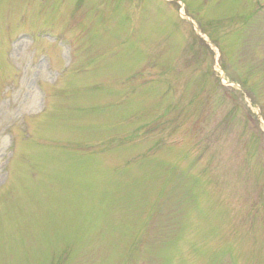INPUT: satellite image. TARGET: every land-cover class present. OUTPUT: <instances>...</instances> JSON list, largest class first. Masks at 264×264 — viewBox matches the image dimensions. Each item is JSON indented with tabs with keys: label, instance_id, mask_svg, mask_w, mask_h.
I'll list each match as a JSON object with an SVG mask.
<instances>
[{
	"label": "rangeland",
	"instance_id": "374dc122",
	"mask_svg": "<svg viewBox=\"0 0 264 264\" xmlns=\"http://www.w3.org/2000/svg\"><path fill=\"white\" fill-rule=\"evenodd\" d=\"M0 264H264V0H0Z\"/></svg>",
	"mask_w": 264,
	"mask_h": 264
}]
</instances>
